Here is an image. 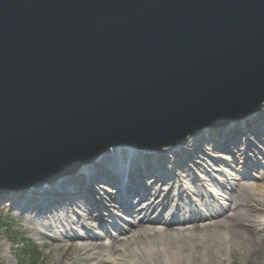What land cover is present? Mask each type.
<instances>
[{
    "label": "water",
    "instance_id": "95a60500",
    "mask_svg": "<svg viewBox=\"0 0 264 264\" xmlns=\"http://www.w3.org/2000/svg\"><path fill=\"white\" fill-rule=\"evenodd\" d=\"M263 104L264 0H0L2 194Z\"/></svg>",
    "mask_w": 264,
    "mask_h": 264
},
{
    "label": "bare ground",
    "instance_id": "6f19581e",
    "mask_svg": "<svg viewBox=\"0 0 264 264\" xmlns=\"http://www.w3.org/2000/svg\"><path fill=\"white\" fill-rule=\"evenodd\" d=\"M263 113L264 105L253 116L241 121L239 127L247 125L251 127L247 130H253ZM207 132H196L181 143L182 146L206 138ZM234 135L230 134L228 140ZM234 140L227 145L223 138L210 141L214 146L223 148L226 145L224 148H227L236 145L237 140ZM101 160L106 163L104 169L85 165L82 176L62 179L53 186H41L26 193V198L19 200L14 196L8 203L20 209L16 216L22 224L18 223L22 229L20 233L33 234L43 249L39 264H45L44 257L51 259L53 264H264V186L261 191L251 192L254 185L242 183L238 187L229 182L232 191L222 205L208 203L199 192L198 205L186 201L177 205L171 200L174 178L168 179L164 189H159L155 181L146 187L143 181H138L146 171L150 174L155 168H161V158L147 170L135 164L138 158L121 166L113 149L104 152ZM121 170L127 175L135 173L136 177L133 178L134 186L124 184L120 194V188L117 190L114 184L118 176L113 179L118 173L123 175ZM193 175L192 172L187 177L181 175L180 184H187V179ZM85 179H89V184ZM95 182L112 189L109 200L116 205L107 203L116 207L119 215L104 213L103 216L89 205L81 206L87 213L85 216L75 215L73 199L94 202L98 193L85 186H94ZM105 202L103 198H96L95 205L99 207ZM139 204L142 206L138 207ZM203 209L206 213L200 212ZM80 213L78 210L77 214ZM0 250L12 252L11 246L4 244L0 245Z\"/></svg>",
    "mask_w": 264,
    "mask_h": 264
},
{
    "label": "rangeland",
    "instance_id": "374dc122",
    "mask_svg": "<svg viewBox=\"0 0 264 264\" xmlns=\"http://www.w3.org/2000/svg\"><path fill=\"white\" fill-rule=\"evenodd\" d=\"M263 114H261L257 125L253 126V130H247L251 128L247 125L242 128L239 127L238 124L233 128L232 132L218 134V137L213 138L211 136H205L211 139L201 138L187 143L185 146H180L176 154L171 155L172 158L168 157V159L165 160V155L157 157L156 159L161 158L162 167L159 168L157 172H153L151 177L144 178V186H152L150 180L153 179L156 181V175L175 174L176 183L173 187V197L171 200L177 205L184 201L188 203L193 202L198 205L200 203V199L197 195L198 192L201 193L200 197H203L208 203L214 204L217 202V204L222 205V203H226V196L232 191L229 182L238 185V187L242 183H248L249 186H255V189L251 190V192L261 191L264 186ZM249 125L252 126L253 123L250 122ZM230 134L235 135L229 141ZM221 138H223V143L226 145L228 142H234L235 138L237 140L236 145H230L227 148H224L226 145L223 148H219V146L216 145L214 146V144L212 145V141L210 140L218 141ZM183 163L186 167L179 168L180 170L177 169L178 167L175 168L176 164L182 165ZM142 167H145L146 170L149 169L147 165ZM169 167H171V171L167 170ZM191 172L194 173V175L187 179V184H180L179 177L181 175L187 177ZM156 184H158L159 189H164L166 186V184L161 183L160 180ZM89 187H93V189H91L98 193L96 198H103L106 204L97 207L95 205L96 198L94 202L91 200L88 201L89 204L86 203V200L73 199V203H76V205L73 206L76 209L75 215L85 216L87 214L81 209L82 205H90L96 213L103 214V216L104 213H112L114 216L116 214L119 215L116 207L109 206L110 204L116 205L109 200L112 196V189L110 187L101 185L98 182H95L94 186ZM94 187L96 188L94 189ZM180 194L181 196H178ZM13 196L15 195L0 197V245L4 244L6 247L11 246L12 248V252L8 250L2 252L0 250V264H18V262L20 264H32L35 261L39 264L43 249L40 248L33 234L28 232H26V234L20 233L19 229H22L18 226V223H21L18 222V217H16L20 209L18 206L12 208L11 205L8 204L10 203V197ZM21 199L22 198L19 200ZM107 201L110 204H108ZM70 202H72V200ZM136 203L138 202H135V204ZM141 206L142 204L138 205V207ZM99 208H102L103 211L101 212ZM78 210H81L80 214H77ZM202 211L206 213L204 209L200 212ZM7 236L11 237V241H15L21 248L14 247ZM105 242L107 244V240ZM43 263L53 264V261L44 257Z\"/></svg>",
    "mask_w": 264,
    "mask_h": 264
}]
</instances>
